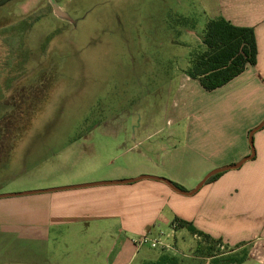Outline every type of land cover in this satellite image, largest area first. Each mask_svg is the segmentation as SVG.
Segmentation results:
<instances>
[{
  "label": "rangeland",
  "instance_id": "rangeland-1",
  "mask_svg": "<svg viewBox=\"0 0 264 264\" xmlns=\"http://www.w3.org/2000/svg\"><path fill=\"white\" fill-rule=\"evenodd\" d=\"M176 2L12 0L0 7V152L7 153L11 140L16 141L10 164L0 171V186L18 188L30 177V186L66 185L98 167L129 175L165 166L166 173L176 172L169 165L181 156L170 155L175 147L183 153L186 128L196 119H179L177 84L204 50L200 39L208 23L200 7L189 6L195 26L186 25L175 15ZM206 101L195 110L211 102ZM134 140L142 143L145 156L130 150ZM157 141L166 144L164 150L147 152V145ZM173 219L158 231L182 253L177 255L181 264H211L196 256L201 239L186 228L167 238ZM12 240L0 238V264H106L110 243L77 242L80 251L75 241L63 240L64 257L49 253L53 240L25 248ZM214 247L221 264H253L250 255L243 261V250L235 252L224 243ZM21 249L26 250L22 255ZM148 251L156 260L163 252L143 246L136 264ZM234 256L235 261L225 262Z\"/></svg>",
  "mask_w": 264,
  "mask_h": 264
},
{
  "label": "crops",
  "instance_id": "crops-1",
  "mask_svg": "<svg viewBox=\"0 0 264 264\" xmlns=\"http://www.w3.org/2000/svg\"><path fill=\"white\" fill-rule=\"evenodd\" d=\"M189 6L200 7L208 22L223 17L235 26L253 28L258 55L256 65H248L243 73L214 91H206L199 81L187 74L179 77V119L189 116L196 119L186 128L183 153L175 147V154L170 155L178 158L176 153H179L181 156V160L169 165L176 172L166 173L165 166L164 169L141 170L129 175L117 171L102 172V167H98L94 172L73 176L75 179L66 181V185L52 182L30 186V177L18 188L0 186V195L135 179L131 175H169L173 183L191 191L210 171L237 164L250 156L249 134L264 121V0H177L176 17L195 26L188 18ZM184 7L187 8L185 11ZM200 41L202 43V38ZM205 99L207 103L211 102L205 108L195 110ZM189 106L194 107L186 113L183 108ZM181 122L180 129L184 130ZM237 125L240 130L236 131ZM15 144L16 141L11 140L7 153L0 152V171L10 164L9 154ZM140 144L134 140L130 150L143 155ZM165 147L166 144L157 141L147 145L146 151L159 152ZM254 148L253 160L240 169L208 181L190 197L174 192L163 182L141 180L136 182L139 184L101 185L0 198V238L12 237L20 248L30 242L48 245L53 240L54 247L49 253H57L56 256H64L61 251L63 240L75 241L80 251L82 248L77 242L83 241L86 246L85 242L95 241L101 246L102 242L110 241L106 264H136L140 251L136 241L148 232L159 233L158 228L172 223L175 218L191 223L235 252L247 250L253 264H264V128L254 135ZM93 151L97 154L98 150L94 148ZM186 159L190 160V166L184 165ZM53 232L57 235L52 236ZM25 251L21 249L18 253L22 255ZM147 253L139 264L156 260L149 251Z\"/></svg>",
  "mask_w": 264,
  "mask_h": 264
},
{
  "label": "trees",
  "instance_id": "trees-1",
  "mask_svg": "<svg viewBox=\"0 0 264 264\" xmlns=\"http://www.w3.org/2000/svg\"><path fill=\"white\" fill-rule=\"evenodd\" d=\"M12 0H0V7L10 3ZM186 24H189L186 21ZM203 51L198 52L197 58L193 61V66L187 71V75L199 81L206 91L219 89L244 72L248 65H256L258 48L255 31L249 27H238L223 17L210 20L207 23L204 36L202 37ZM220 176L216 175L209 180L214 181ZM177 187L183 189L175 183ZM178 229L186 228L195 238L201 239L195 250L199 259H210L211 264H221L215 254L214 245L220 244V240H215L209 235L197 230L191 223L175 220ZM208 242V246H203ZM244 259L249 255L247 250ZM247 251V253H246ZM162 252V251H161ZM215 254V255H214ZM234 258L225 259L235 261ZM184 260L169 252H162L157 260L146 264H181Z\"/></svg>",
  "mask_w": 264,
  "mask_h": 264
},
{
  "label": "water",
  "instance_id": "water-1",
  "mask_svg": "<svg viewBox=\"0 0 264 264\" xmlns=\"http://www.w3.org/2000/svg\"><path fill=\"white\" fill-rule=\"evenodd\" d=\"M264 128V121L255 129H253L250 134H249V143L251 146V155L244 158L239 162L238 164L231 165L229 167H224L220 169H216L212 172H210L199 184L198 186L191 190V191H186L183 189H180L173 183L171 180L166 179V178H160V177H155V176H141L139 178L135 179H130V180H118V181H105V182H98V183H92V184H83V185H76V186H70V187H63V188H54V189H48V190H40V191H33V192H24V193H17V194H5V195H0V198L4 197H11V196H20V195H28V194H37V193H43V192H56V191H64V190H70V189H80V188H87V187H95V186H101V185H119V184H130V183H136L141 180H155L159 182H163L166 184L168 187H170L174 192L183 195V196H194L196 195L204 186L205 184L214 176L231 171V170H237L240 169L245 163L248 161H251L254 159L256 152L254 148V135L262 130Z\"/></svg>",
  "mask_w": 264,
  "mask_h": 264
},
{
  "label": "built area",
  "instance_id": "built-area-1",
  "mask_svg": "<svg viewBox=\"0 0 264 264\" xmlns=\"http://www.w3.org/2000/svg\"><path fill=\"white\" fill-rule=\"evenodd\" d=\"M178 228V224L174 223L172 226V234L167 235V238H173V232H176ZM164 234L159 232L158 235H154L152 232H148L144 234L140 239L136 241L139 248L143 246H149L152 249H159L164 252L173 253L174 255H182V253L178 250L175 244L167 242L163 239Z\"/></svg>",
  "mask_w": 264,
  "mask_h": 264
}]
</instances>
